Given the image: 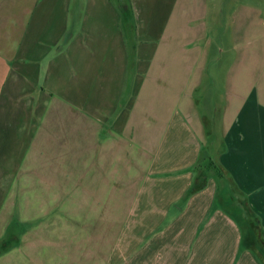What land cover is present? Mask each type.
Masks as SVG:
<instances>
[{
	"label": "crops",
	"instance_id": "obj_1",
	"mask_svg": "<svg viewBox=\"0 0 264 264\" xmlns=\"http://www.w3.org/2000/svg\"><path fill=\"white\" fill-rule=\"evenodd\" d=\"M80 2L0 0V216L2 238L14 240L0 244V261L75 264L70 251L61 263L53 247L79 221L86 232L74 236L98 240L82 264H258L248 250L236 262L235 225L219 210L208 215L213 180L186 192L205 147L235 186H260L264 205V62L244 52L227 66L221 107L213 44L190 58L186 28L150 45L120 12L84 23ZM197 94L207 111H223L216 158ZM124 205L112 247L103 249L107 223L121 221L109 220L117 214L109 208ZM47 230L55 242L43 251L35 244Z\"/></svg>",
	"mask_w": 264,
	"mask_h": 264
},
{
	"label": "rangeland",
	"instance_id": "obj_2",
	"mask_svg": "<svg viewBox=\"0 0 264 264\" xmlns=\"http://www.w3.org/2000/svg\"><path fill=\"white\" fill-rule=\"evenodd\" d=\"M80 1V0H79ZM78 6V17H82L83 22L89 24L99 14H104L106 22H111L118 14L121 23L131 24L135 34L138 35L140 41H146V44H153L163 38L166 30L173 37H179L184 32L177 31L181 27L186 30V38L189 44V57L196 56L202 45L207 43L213 44V54L211 57L217 58L218 72L221 75L215 79L213 84L214 98L220 102L221 107L227 100L226 83L223 74L225 69L236 58L247 54L253 62H264V0H81ZM124 12V15H121ZM121 15V16H120ZM114 22V21H113ZM193 48V49H192ZM212 53V52H211ZM197 99L201 100V95L197 94ZM204 99V98H203ZM199 103L204 107V102ZM204 116H208V125L213 140V155L216 158V153L221 150L223 145V111L216 112L215 110L207 111L204 107ZM226 119V117H225ZM206 155V148H203ZM215 161V160H214ZM221 167V166H220ZM223 173V172H222ZM208 178L214 182L213 192V208L209 209L208 215L213 209L219 210L235 225L239 232V247L238 260L241 258V252H248L255 258L258 264H264V243L259 229L258 221L255 216L261 217L264 215V205L260 207V196L263 193L260 186H252L241 189L235 186L226 171L222 175L217 169H210ZM7 192L0 191V200H4ZM0 211L6 209L0 206ZM116 210V216L111 218L119 219V222L107 223L108 237L103 239L102 247L110 251L114 241L113 235L122 224L124 211L126 207L109 208V212ZM260 214V215H259ZM207 215V216H208ZM3 215L0 216V244L14 240H7L4 234V226L7 222L3 221ZM206 221V218L204 219ZM76 229L68 230L72 232L70 238L66 237L53 247L54 250H60V260L67 262L66 255H75V264H82L79 257L82 252L94 248L98 240L81 239L78 234L83 235L84 224L77 221ZM203 224V223H202ZM201 224V225H202ZM17 225L12 224L9 232L14 236L19 232L16 231ZM105 225V224H102ZM96 224L92 223L90 229L94 230ZM222 230V229H221ZM48 231V230H47ZM74 232L78 233L74 236ZM51 231L46 232V238L41 240V244H37L36 235L29 239V243H36L35 247L43 251L51 250L55 242V238H49ZM226 234V233H225ZM247 237L252 239L253 246L247 244ZM7 240V241H6ZM250 241V240H248ZM228 244L231 243V236L228 237ZM86 244V245H84ZM65 245V246H63ZM31 247V246H29ZM85 247V248H84ZM67 252L65 255L62 253ZM59 256L57 259H59ZM42 264H55V261L47 259V256H42ZM58 261V260H57ZM0 264H3L0 261Z\"/></svg>",
	"mask_w": 264,
	"mask_h": 264
},
{
	"label": "trees",
	"instance_id": "obj_3",
	"mask_svg": "<svg viewBox=\"0 0 264 264\" xmlns=\"http://www.w3.org/2000/svg\"><path fill=\"white\" fill-rule=\"evenodd\" d=\"M202 153L203 154L201 158L193 166V171L195 172V180L187 190L186 197L201 190L206 185L210 169H212V171L214 169H217L220 175L224 173V170L211 158L209 152H206V155L204 154V151H202ZM261 236L264 243V227L261 229Z\"/></svg>",
	"mask_w": 264,
	"mask_h": 264
}]
</instances>
